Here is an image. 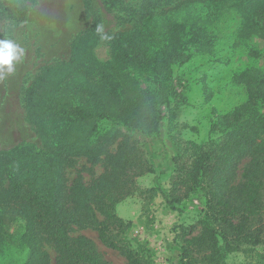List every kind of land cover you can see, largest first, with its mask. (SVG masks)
Segmentation results:
<instances>
[{"label": "trees", "instance_id": "16d2710c", "mask_svg": "<svg viewBox=\"0 0 264 264\" xmlns=\"http://www.w3.org/2000/svg\"><path fill=\"white\" fill-rule=\"evenodd\" d=\"M32 1L5 0L4 7L20 22ZM101 1L122 12L118 18L126 26L98 32L94 20L74 35L66 60L43 66L21 91L36 140L0 148L1 262L16 261L5 256L13 245L25 251L22 264H48L42 245L50 244L54 264H111L92 239L71 234L76 227L95 230L126 264H144L140 251L122 240L128 223L116 213V205L138 189L137 178L155 172L131 130L159 132L164 105L178 95L174 67L213 52V28L221 20L237 17L226 34L232 45L264 40V0ZM100 42L109 49L105 59L95 52ZM233 79L244 86L246 99L212 119L203 142L187 140L179 147L167 189L141 190L160 194L177 211L196 190L203 192L202 217L179 226L180 264H195L196 254L203 264H220L228 252H248L244 245L262 241L256 225L264 202V70L249 65ZM80 158L89 178L77 173L69 181L66 169ZM196 225L200 232L192 234Z\"/></svg>", "mask_w": 264, "mask_h": 264}, {"label": "rangeland", "instance_id": "374dc122", "mask_svg": "<svg viewBox=\"0 0 264 264\" xmlns=\"http://www.w3.org/2000/svg\"><path fill=\"white\" fill-rule=\"evenodd\" d=\"M4 2L0 0L1 39L14 41L25 52L23 58L14 63L15 72L0 79V148L19 140H36L24 118L21 91L43 66L68 58L69 45L75 34L88 29L94 20L106 32L126 26L118 18L122 12L107 10L101 0H33L28 3L27 18L20 22L10 17ZM236 20L237 17L228 16L213 28L217 33L213 52L195 54L184 64L174 67L172 77L178 95L164 105L159 132L146 136L131 130L140 139L155 172L137 178L138 189L116 205V213L128 223L122 240L140 251L144 264H180L179 226H189L202 217L204 197L200 189L196 190L177 211L167 207L160 194L149 197L141 190L156 185L167 189L173 170L172 157L179 152V147L187 140L203 142L211 120L246 99L245 88L233 79L234 73L249 65L264 70L263 39L251 37L245 46L239 42L232 45L233 39L228 41L227 35L234 29ZM250 49L255 55H248ZM108 50L105 42L98 43L95 48L100 59L107 57ZM140 79L142 85L147 82L144 74ZM247 160L243 159L238 165L236 181ZM77 173L84 181L88 180V164L84 158L66 169L69 181ZM256 227L262 228V241L244 245L250 249L248 252H228L220 264L264 262V202L262 220ZM199 232L200 226L196 225L192 234ZM71 234L92 239L103 258L111 264H126L124 256L106 247L95 230L74 227ZM42 249L48 255V264H54V248L43 244ZM6 252L5 256L9 254L16 261H0V264H22L25 251L11 245ZM194 256L198 260L195 264H203L201 255Z\"/></svg>", "mask_w": 264, "mask_h": 264}, {"label": "clouds", "instance_id": "9594fccd", "mask_svg": "<svg viewBox=\"0 0 264 264\" xmlns=\"http://www.w3.org/2000/svg\"><path fill=\"white\" fill-rule=\"evenodd\" d=\"M102 26H97V31H101ZM25 50L10 39H0V79H4L5 74L11 75L15 72L14 63L20 61Z\"/></svg>", "mask_w": 264, "mask_h": 264}]
</instances>
